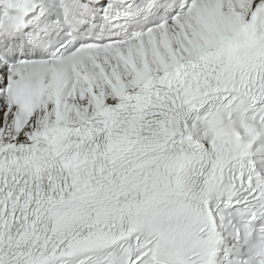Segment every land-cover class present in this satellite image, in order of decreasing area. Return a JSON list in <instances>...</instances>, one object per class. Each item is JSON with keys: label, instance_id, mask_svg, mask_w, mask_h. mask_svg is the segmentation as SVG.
Segmentation results:
<instances>
[{"label": "snow or ice", "instance_id": "1", "mask_svg": "<svg viewBox=\"0 0 264 264\" xmlns=\"http://www.w3.org/2000/svg\"><path fill=\"white\" fill-rule=\"evenodd\" d=\"M0 264H264V0H0Z\"/></svg>", "mask_w": 264, "mask_h": 264}]
</instances>
